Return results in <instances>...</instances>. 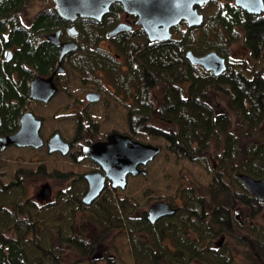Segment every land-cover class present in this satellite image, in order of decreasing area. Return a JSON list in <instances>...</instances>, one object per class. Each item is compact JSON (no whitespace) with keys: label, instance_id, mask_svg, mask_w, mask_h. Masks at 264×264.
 <instances>
[{"label":"trees","instance_id":"trees-1","mask_svg":"<svg viewBox=\"0 0 264 264\" xmlns=\"http://www.w3.org/2000/svg\"><path fill=\"white\" fill-rule=\"evenodd\" d=\"M29 1L0 0V48L5 22L10 21L7 44L15 41L21 47L17 64L23 59L45 70L57 62L59 48L46 42L35 48L32 36L18 31L20 9ZM199 10L204 14L201 26L187 27L182 21L172 28L171 39L149 42L142 27L108 35L123 11L116 2L99 21L78 19V46L67 57L81 76L89 79L93 72L105 71L120 92L132 95L133 105L126 110L134 136L159 139L167 152L196 162L207 173L204 188L210 198L197 187L180 186L173 196L179 200L176 213L151 223L147 210L139 212L136 201L107 187L91 205L84 204L87 183L82 174L62 168L49 171L45 162L25 165L7 181L0 173V264H63L67 249L89 264H234L232 243L264 247V225L253 222L263 215L264 202L240 179L264 176V143L256 136L264 124V13L249 14L235 0H210ZM33 19V30L40 35L60 29L64 21L52 8ZM103 40L112 49L103 48ZM239 40L252 61L232 58L231 45ZM189 51L196 56L215 51L226 59L227 69L215 76L193 63ZM13 63L5 65L7 71L0 66V135L14 130L25 109L12 103L19 98L11 76ZM212 91L228 98L239 131H233L231 114L211 104ZM157 119L165 128L158 127ZM36 176L69 186L59 189L54 199L40 201L28 195L27 182ZM240 207L245 216L238 219L235 212ZM81 213L83 224L78 222ZM91 225L97 228L94 233L87 227ZM112 230L126 234L131 262L101 253Z\"/></svg>","mask_w":264,"mask_h":264},{"label":"water","instance_id":"water-1","mask_svg":"<svg viewBox=\"0 0 264 264\" xmlns=\"http://www.w3.org/2000/svg\"><path fill=\"white\" fill-rule=\"evenodd\" d=\"M210 0H54L58 14L63 19L74 21L78 17L101 20L109 11L112 4L119 2L126 13L136 16L135 23L141 26L148 36V41H164L172 38V28L186 21L188 27L200 26L204 15L198 6H203ZM235 4L249 14L259 15L264 12V0H235ZM130 26L122 24L114 28L110 35L121 30H130ZM70 31L75 34L72 27ZM53 41L62 46L59 67L54 74L64 69L61 61L64 56L77 49L75 42H60L59 32L53 36ZM188 58L195 64L201 65L215 76L221 75L227 68L226 60L217 52L211 51L201 56L193 52L187 53ZM264 77V72H263ZM54 75L49 78H37L32 82V98L48 102L56 93ZM88 99L94 101L99 95L89 94ZM20 129L11 135L0 137V146L6 149L9 145L17 147L41 148L44 140L40 135L42 121L32 112H25L20 119ZM1 127V118H0ZM51 152L60 151L63 154L70 150L69 144L60 134H55L48 141ZM160 146L142 143L133 140L121 133H113L106 142L96 143L83 148L84 154L96 161L103 172H91L84 175L88 187L82 198L84 204L89 205L102 195L107 179L112 181L113 188L125 189L128 175L137 176L146 174L139 166L146 165L154 160L160 153ZM241 181L256 196L259 201H264V177L255 179L247 175L240 176ZM37 196L47 199L51 196L49 184L39 190ZM176 213V208L169 202L158 200L152 203L148 210V220L155 223L159 219Z\"/></svg>","mask_w":264,"mask_h":264},{"label":"rangeland","instance_id":"rangeland-1","mask_svg":"<svg viewBox=\"0 0 264 264\" xmlns=\"http://www.w3.org/2000/svg\"><path fill=\"white\" fill-rule=\"evenodd\" d=\"M38 6H40V4ZM103 46L110 48V45L107 46L104 44ZM230 52L232 58H250L246 49V44L243 40L234 42L231 45ZM249 60L252 61V59ZM86 88L88 89L89 87H83L80 84L77 75L71 74L68 91L58 93L55 99L46 107L35 106L31 108L44 117L45 123L42 129L43 135L46 130L53 131L54 129H58L65 139L69 140L73 137L75 119L71 114V110L72 107H76V95H80L83 90H86ZM155 95H157L155 97L159 100L160 94L155 93ZM107 98L110 100L111 97L106 95L105 99ZM210 102L213 106L221 108L223 112L225 111L231 114L233 118V131L237 132L241 129V126L238 124L239 121L237 116L225 95L212 91L210 92ZM156 103H158V101ZM88 110L92 113L91 116H94V119L101 120L104 131L109 128L110 125V127H114L119 131L126 130V110L115 102L110 106L102 102L95 103L94 105H91ZM106 110H108L107 117L105 116ZM154 122L158 127L165 128L161 119H157V121L155 120ZM135 139L142 143L160 146L159 139H155L154 137L135 136ZM160 147L162 148V152L144 167V169L147 170V174L133 177L130 176L125 189L118 188L117 192L122 196H128L136 201L139 207V212L142 210H148L149 205L159 198L177 204L179 200L174 201L173 196L180 186L197 187L201 194L210 198V195L204 188L208 183L207 173L199 167L196 162H190V160L184 157H176L172 153L167 152L165 146ZM0 157V173H3L1 177L4 181L11 178L13 172L17 168H23L25 165L31 167L30 165L34 164L33 162H30L31 159L43 160L47 163L49 171H53L54 167H58L62 168L65 172L73 170V175H80L89 169H93L87 161H83L77 166L72 163L69 156L47 153L45 147L40 149L9 147L1 151ZM27 183L28 195L34 198H37V194L43 185L49 184L51 188V196L44 199L45 201L50 200L51 198L54 199L55 194L59 189H65L69 186V183L61 180H53L40 176L30 179ZM100 197L101 196L97 199ZM236 212L238 215L245 216V209L242 207L238 208ZM262 217L263 216H261V218ZM78 218V222L83 224L85 218L83 213L79 214ZM261 218H255L253 222L256 224L262 223V225H264V221ZM87 227L91 233H94L97 230L93 225ZM125 235L124 232L119 230L110 231L103 241L101 253L116 256L117 259L123 258L127 263L131 262L132 257L129 250V243ZM232 249L234 250V264H264V247H257L252 244L239 245L237 243H232ZM63 264L89 263L82 259L73 249H67ZM192 264L202 263L195 261Z\"/></svg>","mask_w":264,"mask_h":264},{"label":"flooded vegetation","instance_id":"flooded-vegetation-1","mask_svg":"<svg viewBox=\"0 0 264 264\" xmlns=\"http://www.w3.org/2000/svg\"><path fill=\"white\" fill-rule=\"evenodd\" d=\"M39 4H40V6H38ZM49 8H52L55 11H57L54 0H31V1L27 2L26 4L22 5V8L20 9L21 10L20 11V19L16 21L18 31L24 29L26 31L25 32L26 37L32 36L35 48H37L40 44H44L45 42L59 48L58 49L57 62L53 63L50 67L46 68L45 70L39 68L34 63H29L28 61L23 60V59L19 60V63L17 64V62H16L17 57H18L17 53L20 51L21 47L15 41H11L10 43L7 44V41H8L9 36H10V32L12 31V24L10 21L5 22L6 23L5 24V30L2 33V37L5 40V42L0 48L1 71H7V68L5 65L8 63L14 62L12 64L13 69L11 68V76H12V80L15 84V90L17 91V93H19L18 94L19 98L17 100H13L12 103H15V104L17 103L21 108H25V109H24L23 113H21V115L18 119V124H17V126H15L14 130L12 132H10V131L5 132L4 134H1L0 137L8 136V135L16 133L21 127V123H20L21 116L25 112H32L34 114V116H36V118H40L42 121V125L40 128V135L42 136V138L44 140V145L41 148L45 147L47 153L59 154L61 156H69L72 163L74 165H77V166H79V164L83 161L89 162V165L92 166L93 169H89L88 171H85L82 173L83 179L87 183V180L84 178L85 174H88L91 172H103V170H102L101 166L96 161H94L92 158H90L84 154V151H83L84 147L91 146V145H94L96 143L106 142L108 140V137L113 133H121L123 135L130 137L133 140H136L135 136H134L133 127L131 126L132 124L130 121V116H129L128 111L126 110L128 106L133 105L134 100H133L132 95L126 94V92H124V91L120 92L118 90V87L107 76L105 71H95V72H93V74L88 71L87 74L90 73L93 75V77H89V79H88L87 76H84V75L81 76L77 70H73L70 67L69 59L67 57L71 52L66 54L61 61V65H62L64 70L62 72H57L56 74H54V72L56 71V69L60 65L59 64V58H60L62 46L54 43L52 38L56 32H59L61 43L77 42L74 39L78 35V29H77V26L75 23H77L78 19L81 17H78L74 21L64 19L63 27H61L60 29H57V30H51L48 32H44L42 35H40L37 30H33V28H34L33 26H34V22H35V19H33V18L36 15H38L39 12L46 10V9H49ZM122 8H123V6H122ZM135 21H136V16L126 13L123 9V11L119 14V22L117 23V25L114 28H116L118 25L122 24L124 26H130L131 29L130 30H121L120 32L113 34V35H110V31H109L108 35L117 37V35L125 33V32L126 33L134 32V30L141 28V26L137 25L135 23ZM1 22L4 23V21H1ZM72 27L76 31L75 34H73L70 31V29ZM145 34H146V32H145ZM147 38H148V36H147ZM104 44H106L107 46L110 45V48L104 47L103 46ZM102 46L105 49H112V44L106 40L102 41ZM246 49L248 51V54L250 55V52H249L247 46H246ZM74 51H72V52H74ZM234 59L239 60L236 58H234ZM249 59H251V58H249ZM249 59H242V60H249ZM22 70L25 71L26 74H20V71H22ZM263 72H264V69H261V76L262 77H263ZM70 73L73 75L75 74L79 77L80 84L83 87H89L88 89L86 88V90H83L80 95H76V97H75L76 98V105H75L76 107L75 108L72 107V110H71V114L73 115V118L75 119L73 137L69 140L65 139L61 135V133L58 131V129H56V130L54 129L53 131L46 130L45 134L43 135L42 129H43L44 123H45L44 117L39 115L38 113H36L31 108H33L35 106L46 107L55 99V97L58 93L68 91V87H69V83H70V76H71ZM94 73H95V76H94ZM52 75H54L53 81L57 87V90H56V93L54 94V96L48 102H43L41 100L32 98V96H31L32 82L39 77L46 79ZM89 94L99 95V98L97 100L92 101V100L88 99V97H87ZM106 95H109L111 97L110 100L108 98H107L108 100L105 99ZM113 101L126 110V122L127 123H126V130L125 131H119L118 129H116L114 127H110L111 125L109 126V128H107L104 131L102 128L103 125H102L101 120L94 119V116H91L92 113L88 110L89 107L91 105H94L95 103L102 102V103H105L106 105L110 106L112 103H114ZM107 115H108V110L105 111V116L107 117ZM0 118H1V127H2V125L4 124V120H3V117L1 116V114H0ZM79 130H81V132L78 136L77 133ZM55 134H60L61 138L69 144L70 150L68 151V153L63 154L60 151H53V152L50 151V149L48 147V141ZM257 139H258L259 144L264 143V124L263 123H261L259 128H258ZM9 147H16V146L15 145H9L7 148H9ZM28 148H33V147H28ZM38 149H40V148H38ZM32 160L34 161L33 163L44 162L43 160H35V159H32ZM146 165H148V163ZM146 165H142L139 167H140V169L145 170L146 174H147V170L144 169V167ZM54 170H59V169H58V167H54ZM71 171H73V170H70L68 172H71ZM146 174H143V175H146ZM139 175H141V174H139ZM130 176L133 177L134 175H128L127 183H128V178ZM263 177L255 178V179H262ZM49 179H52V178H49ZM53 180H57V179H53ZM87 187H88V183H87ZM105 187H107L108 189H111V190L118 191V188L112 187V181H110L109 179L106 180ZM56 194H57V192H56ZM56 194H55V196H56ZM158 200H162V198H159L155 201H158ZM166 202H168V201H166ZM261 202H264V201H261ZM169 203L172 206H174V204L171 201ZM151 205H152V203L149 205L148 210H149ZM148 210H147V219H148ZM263 213H264V211H263ZM235 214H236V217L238 219L241 217L240 215H238L237 212H235ZM262 216L263 217L262 218L260 217V218L263 219V221H264V214ZM260 224H262V223H260Z\"/></svg>","mask_w":264,"mask_h":264}]
</instances>
